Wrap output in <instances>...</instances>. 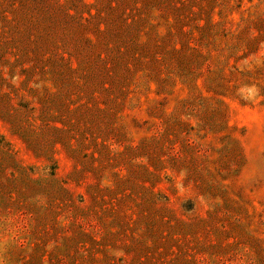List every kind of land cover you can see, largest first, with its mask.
Segmentation results:
<instances>
[{"label":"rangeland","instance_id":"rangeland-1","mask_svg":"<svg viewBox=\"0 0 264 264\" xmlns=\"http://www.w3.org/2000/svg\"><path fill=\"white\" fill-rule=\"evenodd\" d=\"M0 264H264V0H0Z\"/></svg>","mask_w":264,"mask_h":264}]
</instances>
